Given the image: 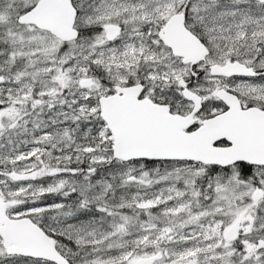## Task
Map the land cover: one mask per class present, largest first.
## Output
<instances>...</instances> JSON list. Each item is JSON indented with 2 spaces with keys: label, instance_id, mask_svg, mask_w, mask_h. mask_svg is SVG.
I'll use <instances>...</instances> for the list:
<instances>
[{
  "label": "snow or ice",
  "instance_id": "obj_1",
  "mask_svg": "<svg viewBox=\"0 0 264 264\" xmlns=\"http://www.w3.org/2000/svg\"><path fill=\"white\" fill-rule=\"evenodd\" d=\"M0 264H264V0H0Z\"/></svg>",
  "mask_w": 264,
  "mask_h": 264
}]
</instances>
